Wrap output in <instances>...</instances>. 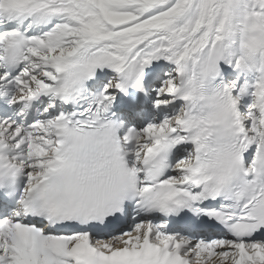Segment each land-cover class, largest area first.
I'll use <instances>...</instances> for the list:
<instances>
[{
	"label": "snow or ice",
	"instance_id": "snow-or-ice-1",
	"mask_svg": "<svg viewBox=\"0 0 264 264\" xmlns=\"http://www.w3.org/2000/svg\"><path fill=\"white\" fill-rule=\"evenodd\" d=\"M0 264H264V0H0Z\"/></svg>",
	"mask_w": 264,
	"mask_h": 264
}]
</instances>
